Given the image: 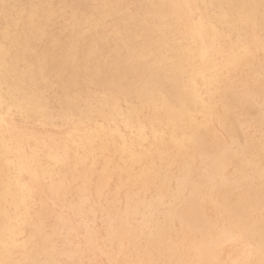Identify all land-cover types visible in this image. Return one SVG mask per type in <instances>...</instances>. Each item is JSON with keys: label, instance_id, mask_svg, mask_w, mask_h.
Segmentation results:
<instances>
[{"label": "bare ground", "instance_id": "1", "mask_svg": "<svg viewBox=\"0 0 264 264\" xmlns=\"http://www.w3.org/2000/svg\"><path fill=\"white\" fill-rule=\"evenodd\" d=\"M91 1L69 38L48 39L33 13L29 47L1 44L17 60L0 64L13 74L0 89V264H264L261 0ZM131 2L147 11L126 49L115 37L138 18ZM12 114L60 121L67 139L14 133ZM235 123L247 142L225 147L217 135ZM33 201L56 216L49 230ZM56 210L84 220L79 246H58L78 231H58Z\"/></svg>", "mask_w": 264, "mask_h": 264}, {"label": "rangeland", "instance_id": "2", "mask_svg": "<svg viewBox=\"0 0 264 264\" xmlns=\"http://www.w3.org/2000/svg\"><path fill=\"white\" fill-rule=\"evenodd\" d=\"M91 2H92L91 0L89 1L88 0H0V64L6 63L8 65L9 63L13 62L12 64L14 65L16 63L15 61L17 60L15 59L16 58L15 53L12 52L9 54L4 53L6 52V50L3 49V47H1L2 43L9 44L11 51H14L19 47L23 46L21 45V43H23L24 40H25V47L26 46L29 47V45L31 44V39H32L31 34L33 33L31 27H33V25H29L26 22L29 20L31 14L33 13L37 14V19H35V23H34V25L38 27V29L36 30L40 31L42 30L43 27L44 31H48L46 33L48 39H52L58 35H60L61 38L66 39L69 38V35L67 34L69 17L73 16L75 13L80 15H87L90 14L92 10H96L93 4L91 5ZM7 10L9 11L6 12ZM146 11H147V7L141 8L139 7V3L131 2V5L129 6V10L126 15L127 17L128 16L130 17L132 13L137 12L138 18L134 21V24L132 26L130 25L126 29L117 33L115 39L116 41L120 42V46L122 48L127 49L130 44L136 45L138 43L135 33L137 30L135 29H138L142 23H145L143 21V17ZM23 13H25L26 15H23ZM7 14H11L10 17H8ZM53 15L57 17L56 19L57 21L53 20ZM61 16L62 17L64 16V18H62ZM124 18H126L125 15L119 17V19H124ZM17 23H20V25H17ZM7 36H10V38H7L5 40V37ZM133 41L135 42L133 43ZM110 48L111 45H109V47L106 49V54L112 55L113 52H111L112 50ZM36 51H37L36 57L47 56L48 54V50L42 47H38ZM59 53H61L60 55L63 54L62 51L57 52V54ZM25 67L27 66L25 65ZM12 75L13 74L11 72H6V73L0 72V89H2L5 86V84H8L13 81ZM26 86L24 88H26ZM37 92H39L42 95V86L39 89H37ZM45 94L43 96L44 99H48L51 102L55 101L54 105H52L53 111H57L58 109H60L57 100L54 97H52L51 94L49 95V93L47 92H45ZM258 108L259 106H255L252 111H249L248 113L249 120L261 119L262 114L258 112ZM14 113L15 112H13V114ZM13 114L11 115V121L9 122L8 127L9 130L13 131L14 133L24 135L27 138H34L36 136L39 137L40 139H46V140L52 138L56 140L57 143H61V144L64 143L67 139L66 134L68 127L66 128L65 126H63L60 121L51 120L54 122L44 123L38 117L35 118L32 117L31 115L19 116ZM1 129L3 128H0V130ZM216 131H218V129ZM227 131L229 132V135L226 134L225 132H223L222 136L217 135V137L221 138L225 147H227L225 143L229 141V138L231 136L234 137V140H238L242 145L247 142V137L245 136L243 132V128L241 127L240 124L235 123L230 125L227 128ZM27 141H29L27 147H29V149H34L33 148L34 140L29 139ZM59 148L62 149L63 147H59ZM72 150L74 149L71 147V152L74 153V151ZM100 169L101 168H98L97 172L100 171ZM70 202L75 203V198L69 196L66 199V204L68 205V203ZM36 203H37L36 201H33L34 209H35L33 211V215L36 218L38 215L43 216L47 222L46 225L48 227L47 230H49L55 224L56 216L53 214L49 206L44 207L45 209L43 207H41L40 209V208H36L35 206ZM56 212L64 213V216H62L63 226L62 225L58 226V231L62 229V227L66 231L70 229H75L78 231V235L77 237H75L72 244L69 242V238H68L65 241L64 240L59 241L58 246L63 249H68V247L74 248L76 246H79L82 240V234L84 232V227H83L84 220L82 219V217L76 216L74 211L71 210H67V211L56 210ZM96 225L97 227H99L100 221L96 222ZM90 257H91L90 254L86 255V257L83 259V263L87 264Z\"/></svg>", "mask_w": 264, "mask_h": 264}, {"label": "snow or ice", "instance_id": "3", "mask_svg": "<svg viewBox=\"0 0 264 264\" xmlns=\"http://www.w3.org/2000/svg\"><path fill=\"white\" fill-rule=\"evenodd\" d=\"M262 7H264V0H261ZM7 7V6H6ZM188 7H197L195 5H188ZM194 23H202L201 21H193ZM262 27H264V20H262ZM261 214L264 216V199H262L261 203ZM115 264H121V262L117 261ZM124 264H167L164 261H152V262H144V261H126Z\"/></svg>", "mask_w": 264, "mask_h": 264}]
</instances>
